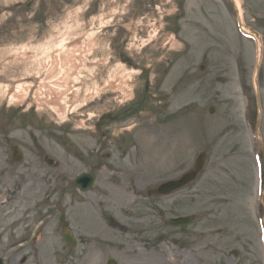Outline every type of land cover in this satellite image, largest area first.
I'll list each match as a JSON object with an SVG mask.
<instances>
[{"label":"rangeland","instance_id":"rangeland-1","mask_svg":"<svg viewBox=\"0 0 264 264\" xmlns=\"http://www.w3.org/2000/svg\"><path fill=\"white\" fill-rule=\"evenodd\" d=\"M240 1L245 24L264 39V0ZM228 2L0 0V85L37 84V52L71 32L73 40L95 33L80 99L87 88L101 89L64 118L39 108L33 95L21 104L0 98V253H39L43 264H106L108 258L118 264H264L258 230L264 206L255 198L254 162L259 155L264 168V148L254 137L259 125L264 144V57L259 107L258 45L241 36ZM111 74L116 88L109 85ZM130 107L122 128L135 137L129 135L120 151L102 153L131 154L117 163V169H132L131 182L114 173L115 183L103 180L114 190L94 189L81 200L63 191L84 167L58 145L62 128L76 124L84 134L81 125L113 112L122 116ZM112 134L107 142L124 140ZM14 146L21 161L13 160ZM200 153L206 166L190 187L168 198H142L148 187L191 169ZM62 212L83 241L77 248L63 237ZM187 215L194 217L190 226L168 223ZM110 216L119 222L112 228ZM89 244L100 252L88 253Z\"/></svg>","mask_w":264,"mask_h":264},{"label":"bare ground","instance_id":"bare-ground-1","mask_svg":"<svg viewBox=\"0 0 264 264\" xmlns=\"http://www.w3.org/2000/svg\"><path fill=\"white\" fill-rule=\"evenodd\" d=\"M238 8L240 0H236ZM241 12V8H239ZM95 33L81 35L72 39L71 32L62 34L64 37L57 42V45H43L40 52H37V61H40L38 70L36 71L33 83L17 84L16 88H12L9 84L0 85V98H8L11 103H23L32 95L39 108H49L53 112L59 114L61 118L66 117V113L75 111L87 100L97 95L100 87H94V90L87 88L85 98L79 96L81 88V80L83 70L88 67L86 60L90 57L96 45L92 41ZM27 51L23 48L21 52ZM86 71H90L86 69ZM133 74V71H131ZM129 72L120 75L124 82L128 81L131 75ZM114 74L110 75L109 85L116 88L115 82H112ZM124 84V83H123ZM37 86V90L36 89ZM35 90V91H34ZM34 102V99L33 101ZM35 102V103H36ZM76 103V106L73 105ZM73 105V106H72ZM77 112V111H75ZM0 204H3L2 201ZM4 208V205H1Z\"/></svg>","mask_w":264,"mask_h":264},{"label":"flooded vegetation","instance_id":"flooded-vegetation-1","mask_svg":"<svg viewBox=\"0 0 264 264\" xmlns=\"http://www.w3.org/2000/svg\"><path fill=\"white\" fill-rule=\"evenodd\" d=\"M108 118H109L108 120L103 121L102 119H98L97 121H93V122H90L89 124H85L84 129H86V131L84 134L83 132L75 131L71 128L65 129L63 127L62 130L59 132V134L62 135L64 139L58 140L59 142L58 145L66 152V154L72 156L74 159H76V161H78L82 165V167H84V171L82 173L87 172V173L94 174L95 183H97L101 188H105V189H107V184L106 186H104L103 183L105 182L102 181V179H107L109 183L110 182L114 183V180H113V178H115L113 177L114 173L119 174V176L118 175L117 176L120 178H122V175L125 177H128V176L130 177L131 175L129 172L113 171V172H110L112 176H106L105 178H103L102 169L104 167L106 168L109 167L107 160L112 157V155L107 152L103 154L102 153L103 149L110 150V147H115L120 151L121 150L120 148H123L124 146H126L128 144L127 141L131 140L128 138V135L130 134L129 131L124 129L123 132L117 135V137L124 139L118 145L117 143L114 144L113 142H107V139H109V137H111L110 135L112 134V132L109 131L110 129L112 130V127H113L112 124L119 121L121 117L117 115H109ZM86 135L89 136L88 139L85 138ZM77 137H79L80 139L81 138H84V139L79 140ZM114 137L117 138L116 136ZM76 141H78L79 143H75ZM85 142H87L88 145L81 144V143L84 144ZM70 149L72 150V152H69ZM124 157H127V156L125 155ZM63 173H66L65 177L67 178L70 176L68 172H62V174H59V176H62ZM72 176L74 178L77 177L74 174ZM128 180L130 181V178ZM93 188L98 190V188L95 187V184ZM80 190L75 184V180L73 179L71 183L64 186L63 191H69L70 192L69 195L76 194L79 199V194L81 193ZM142 198L150 199V195H146V196L143 195ZM147 216L148 215H143L142 217H140V220L143 221V219L147 218ZM80 239L81 238L79 236L77 238V241L80 242V246H81V243L83 241H81ZM71 247L74 248L75 244L74 246H71ZM1 256L5 260L4 261L5 264H32V263L38 264L37 253H27V254L1 253Z\"/></svg>","mask_w":264,"mask_h":264},{"label":"water","instance_id":"water-1","mask_svg":"<svg viewBox=\"0 0 264 264\" xmlns=\"http://www.w3.org/2000/svg\"><path fill=\"white\" fill-rule=\"evenodd\" d=\"M203 166H204V156L201 155L197 160L196 168L194 170L185 174L181 179L176 180V181L167 182L163 184L162 186H160L158 189L152 190L151 192H156L159 194H168L186 185L187 183L193 181L197 177L198 173L203 169ZM80 179H87V178L82 177ZM191 222H192L191 217H181L178 219L171 220L170 224L175 227H180V226L189 225L191 224ZM0 264H2L1 260H0ZM109 264H116V262L114 260H110Z\"/></svg>","mask_w":264,"mask_h":264}]
</instances>
